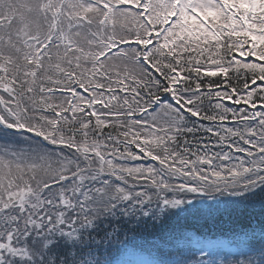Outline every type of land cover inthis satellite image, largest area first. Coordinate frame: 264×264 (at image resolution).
<instances>
[{"label":"snow or ice","instance_id":"1","mask_svg":"<svg viewBox=\"0 0 264 264\" xmlns=\"http://www.w3.org/2000/svg\"><path fill=\"white\" fill-rule=\"evenodd\" d=\"M0 264H264V0H0Z\"/></svg>","mask_w":264,"mask_h":264},{"label":"trees","instance_id":"2","mask_svg":"<svg viewBox=\"0 0 264 264\" xmlns=\"http://www.w3.org/2000/svg\"><path fill=\"white\" fill-rule=\"evenodd\" d=\"M209 203H211V201H209ZM181 223H183V221ZM202 223H203L202 221L200 223H197L195 220L190 219L188 221V226L191 229L199 228V230L204 233V236H207V237H209V238H211L213 240L221 238V239L229 241V242L231 241V237L229 235L225 234L227 232V229L221 230L219 228H213V227H211L209 225H204L203 227H201ZM194 233L199 234L197 232H194ZM220 248L223 249V252L216 257V259L218 261L224 259L226 253L232 251V250H227L226 248H223V247H220ZM198 255H199V253H198ZM227 258L232 259V258H235V257L228 256Z\"/></svg>","mask_w":264,"mask_h":264},{"label":"rangeland","instance_id":"3","mask_svg":"<svg viewBox=\"0 0 264 264\" xmlns=\"http://www.w3.org/2000/svg\"><path fill=\"white\" fill-rule=\"evenodd\" d=\"M195 236H199L198 234H194ZM206 236L203 237H199L200 239H204ZM208 241H210L213 245L215 246H219V247H223L226 248L227 250H232L233 249V245L231 244V242L223 240L221 238H218L216 240H213L209 237H206ZM130 259L136 260V259H140L143 258L141 257L139 254L133 255L131 257H129Z\"/></svg>","mask_w":264,"mask_h":264}]
</instances>
